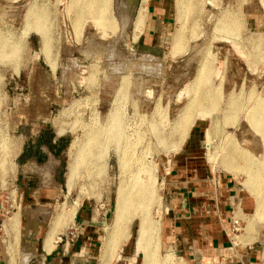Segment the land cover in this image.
<instances>
[{
    "label": "rangeland",
    "instance_id": "374dc122",
    "mask_svg": "<svg viewBox=\"0 0 264 264\" xmlns=\"http://www.w3.org/2000/svg\"><path fill=\"white\" fill-rule=\"evenodd\" d=\"M92 1L0 0V53L5 55L0 59V136L7 143L0 163V248L13 250L9 262L5 256L6 264H38L44 236L55 217L62 211L67 215L62 220L65 223L61 222L63 229L57 227L54 238L59 236L61 241L55 246L73 245L81 234L77 212L81 205L90 204L104 215L97 243L101 262L112 258L109 264H114V256L125 246L127 251H139L137 264H141L143 256L136 243L139 220L129 215L128 225L122 226L123 232L114 240L118 248L102 256L107 231L113 230L116 191L120 184L131 189L137 182L153 197L147 213L159 229L157 264H179L162 243L160 228L171 160L183 150L193 130L200 134L201 145L204 129L212 138L209 151L207 145L201 148L200 161L218 171L228 170L225 165L232 161L243 186L248 176L242 170V155H238L243 151L253 162L263 160L262 147L251 146L260 139L246 116L257 104L264 117V0H189L181 15L174 0H146L144 4L134 0L128 19L120 13L118 0H111L112 28L99 29L87 16L76 28V17ZM139 6L145 12L137 29ZM175 40L182 52L178 46L174 50ZM243 51L245 58L240 56ZM204 77L216 90L213 119L197 118L188 132L180 130L177 123L187 113L190 100L198 97L195 91L203 86ZM39 105L45 109L39 110ZM36 112L47 115L53 133L64 134L67 141L61 166L65 182L75 155L79 154V160L82 155L85 158L72 188L63 187L51 206L29 211L35 220L26 224V212L19 206L20 191L12 183L10 145L16 123L34 119ZM113 115L120 122L118 129ZM122 157L127 163L125 171L119 165ZM249 191L247 195L254 200L253 190ZM253 213L233 220L229 233L235 243L248 239L262 251L264 224H251L248 229ZM13 216L17 227L6 234L2 225Z\"/></svg>",
    "mask_w": 264,
    "mask_h": 264
},
{
    "label": "crops",
    "instance_id": "0c3cea01",
    "mask_svg": "<svg viewBox=\"0 0 264 264\" xmlns=\"http://www.w3.org/2000/svg\"><path fill=\"white\" fill-rule=\"evenodd\" d=\"M38 109L45 106L39 105ZM207 130L204 129L201 145L200 134L194 129L183 150L171 160L160 228L162 243L179 264H262V251L253 242L247 239L243 244L235 243L229 233L233 220L255 213L256 200L247 195L248 190L233 170L218 171L200 161L203 160L201 148L206 149ZM63 135L54 134L47 115L37 112L34 119H20L15 125L9 147L12 183L20 191L19 206L26 212L23 215L26 224L35 220L29 211L51 206L66 187L61 167L67 148ZM253 145L263 148L261 141H254ZM102 216L90 204L81 205L77 212L79 239L70 246L57 244L50 252L42 245L38 264H105V261L109 264L112 258L101 262V250L97 246ZM4 250L0 248V264H6ZM138 254L136 249L127 251L124 246L114 256V264H137Z\"/></svg>",
    "mask_w": 264,
    "mask_h": 264
},
{
    "label": "bare ground",
    "instance_id": "6f19581e",
    "mask_svg": "<svg viewBox=\"0 0 264 264\" xmlns=\"http://www.w3.org/2000/svg\"><path fill=\"white\" fill-rule=\"evenodd\" d=\"M110 1L111 0H93L91 3H89V6H87L86 8L83 9L82 14H80V15H78L76 17V20H75V26H76V28H78L79 23L81 21V18L83 19L85 16H87V18L91 20L92 24L95 27H98L99 29L100 28L101 29L110 28L112 26V22H113V18L109 16L110 15L109 14L110 13V11H109L110 10ZM133 2H134V0H118L119 11H120V13L122 12V14L126 18L128 17V14L130 13L129 11L131 10L130 8H131V5L133 4ZM174 2H175V7L177 6L178 13L181 15V13H184L183 11L185 9H187V5L186 4L189 2V0H174ZM142 3L143 4L146 3V0H142ZM190 3L192 4V2H190ZM197 3H196V5H198ZM143 4H141V5H143ZM139 7H140V9L138 10L137 18L135 19L136 20L135 21V26H136L137 29H139L138 27H140L139 25H141V23L143 21V18H144V14L143 13L145 12V8H143L144 6L143 7L142 6H139ZM191 9L192 8L190 7L189 11ZM190 13H192V12H190ZM125 17H124V19H125ZM186 17H187V15H186ZM111 18H112V20H111ZM122 18H123V16H122ZM188 18H189V13H188ZM224 23H226V22H224ZM113 26H114V24H113ZM221 26H223V25H221ZM229 26H230V24H229ZM191 27H192V25H191ZM234 27L235 26H233V27L231 26V28H233V29H234ZM192 28H191V30H192ZM225 30L227 31V30H230V29L228 28V29H225ZM225 30L222 33H226ZM229 33H232V32H229ZM191 34H194V33H192V31H191ZM225 36H226V34H225ZM227 36H228V34H227ZM233 39H235V38H233ZM235 41L234 42L231 41V42L234 43V44H236L238 41L237 42H235ZM177 44L179 45L178 40H175L174 41V46H173L174 47V50H178V47L179 46ZM0 45H1V43H0ZM181 49L182 48L179 47V51ZM181 52H182V50H181ZM181 52H180V54H181ZM240 54L239 55L242 56V58H245L246 57L245 54H244V51L241 52ZM252 56H251V59H252ZM4 57H5V55L3 53H0V59L2 58V60H3ZM254 59H256V57ZM249 63H251V62H249ZM252 67H250V68H252ZM252 70H254V69H252ZM205 74L207 75V73H205ZM201 76H202V73H201V75H200L199 78H202ZM205 77H204V79H205ZM208 82H209V78L204 80L203 86L200 89H198L197 91H195L196 92V95L198 94V97L196 96V98L194 100H190V102L187 104V109H186L187 110V113L184 114L185 116L183 117V119L180 118L181 119L180 123H179V121L177 123L178 126H181L182 127V128H180V130H183L184 129L185 131H187V130L191 129L192 124H194V122H195V120L197 118H200V119H208L209 118L210 119V117H211L210 115L212 114V112H214L215 104L218 101H217V98L215 97L216 96V93H215L216 90L214 89V87L212 85L209 86L208 85ZM191 89H192V87H191ZM187 94H190V93H187ZM206 102H208V104H209V107H207L208 109L205 108V105H206L205 103ZM230 109H234V108H231L230 107ZM262 111L263 110H262L261 106H258L256 104V107H254L253 111H251L250 114L248 116H246V120H247L248 124L250 125L252 131L254 130V132L256 133V135L259 136V139H260V141L263 144V148H262L263 149L262 150V158H263V160L261 162L260 161L259 162L258 161L257 162H253V160L251 158H250L251 159L250 160L249 157H246L247 156L246 153H244V155L242 154L243 151L241 152V154L238 155V156H241L242 155V161H244V167H243L242 170L248 176L247 177V180H246V183L244 184V186H245L244 188H246L248 190V192H250L249 190H253L254 195H255V197H254L255 199L254 200H256V203H255L256 204L255 205L256 206V211H255V213H253L252 220L248 224V229L249 228H252L251 226L254 225V224H256V225L264 224V117H261L262 116V114H261ZM116 119H117L116 115H113V119L112 120H116ZM225 120H226V122H228L229 118L227 117V118H225ZM119 124H120V122L116 120V128H117V126ZM183 131H182V133H183ZM177 135H178V133H177ZM118 138H119V136H114L113 137V139H116V140H119ZM205 139H206L207 150L209 151L210 150V145H211V140H212L211 137H210V134L207 133L206 136H205ZM93 140H94V143L97 142V138L96 137L93 138ZM182 140H184V139H182ZM6 147H7L6 141H4V139L0 136V163L1 164H2V161H3V157H5V154L7 152L6 151L7 150ZM91 149H92L91 146H89L88 150H91ZM174 150L176 151V149H174ZM177 150H179V149H177ZM91 151H90V153H92ZM76 155H75V158L78 159V157H76ZM82 157L85 158L84 155H82ZM73 158H74V156H73ZM84 158H82L80 160L79 159L78 160H76V159L75 160H72V162L69 164L68 174L66 173L67 174V177H66V182H67L66 183L67 184L66 185V188H68V190L70 188H72V186L74 185L75 179L77 177L79 165L81 163H83ZM209 159L211 161H213L214 156H212V154H211L209 156ZM124 160L125 159L122 157L121 160H120V164H119L120 165V169L122 171H125V167L127 165V163H125ZM225 167H227L228 170H233L236 167V165L234 163H232V161L229 160V162H227V165H225ZM236 168H235V170H236ZM235 170H233V171H235ZM235 172H237V171H235ZM140 178H139V181H140ZM142 180H144V179H142ZM136 186L137 187H132L130 189V186H128L127 184L124 185V183H123V184H120V187H119L118 191H116V193H117V196H116L117 199H116V202H115L116 203V207H115L116 210H115V215H114L113 230L111 232L107 231V237H106V239L104 240V243H103L102 256L104 258V254L105 255H108V253H111L110 251H112L113 249H117L118 248L117 244L115 243V241H116L115 238L120 233L123 232V227L122 226L123 225H126L127 222L129 221V219L127 217L129 215V216H132V217H134L136 219L138 218V220H139L138 229H137V237H136V241L137 242L136 243H137V247L140 249V251L142 253V256H143L142 257V264H157V258H156L157 256H156V253H157V248H158L159 229L156 226V224L154 223V221L152 222L149 219L150 216L147 213L148 205H149V203L151 201L152 195H150L145 189H143L142 186H139L137 184V182H136ZM133 190L135 192L134 193H131ZM75 208L71 209L70 218H69L70 220H72V217H73V215L75 213ZM62 210H65V209H62ZM63 213H64V211H62L61 214L59 213L55 217V220L51 223V227H50L49 231L47 232V234L45 236L44 245L43 246H44V249L47 252H50L52 250V248L55 246V244L57 243V241L60 240V237L59 236H57L56 239L54 238V236H55V234H57L56 231L58 230L57 227H59V225H62V229H63V224H61V222H64L65 220L64 221H62V220L65 217H67V215H65ZM66 219H68V218H66ZM132 220H134V219H132ZM16 221H17V219H15V216L6 218V221L2 225V228H3L4 232H6V234H8L9 232H14L15 231L14 230L15 227H17V226H15L16 225L15 224ZM236 223H237V221H236ZM108 232H109V234H108ZM124 232L126 233V231H124ZM126 235H128V234H126ZM121 238H122V236H121ZM5 256H6L7 260H8V262H9L10 258H13V250L11 249V247H9V246L5 247ZM262 258L264 259V243H263V249H262ZM166 260H168V258Z\"/></svg>",
    "mask_w": 264,
    "mask_h": 264
},
{
    "label": "built area",
    "instance_id": "2783aa9c",
    "mask_svg": "<svg viewBox=\"0 0 264 264\" xmlns=\"http://www.w3.org/2000/svg\"><path fill=\"white\" fill-rule=\"evenodd\" d=\"M59 241H61V239Z\"/></svg>",
    "mask_w": 264,
    "mask_h": 264
}]
</instances>
